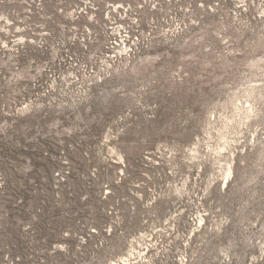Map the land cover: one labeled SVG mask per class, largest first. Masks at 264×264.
I'll return each instance as SVG.
<instances>
[{
	"label": "rangeland",
	"instance_id": "obj_1",
	"mask_svg": "<svg viewBox=\"0 0 264 264\" xmlns=\"http://www.w3.org/2000/svg\"><path fill=\"white\" fill-rule=\"evenodd\" d=\"M229 3L132 58L0 35V264H264V7Z\"/></svg>",
	"mask_w": 264,
	"mask_h": 264
},
{
	"label": "built area",
	"instance_id": "obj_2",
	"mask_svg": "<svg viewBox=\"0 0 264 264\" xmlns=\"http://www.w3.org/2000/svg\"><path fill=\"white\" fill-rule=\"evenodd\" d=\"M230 1L0 0V4H19L21 12L18 17L0 16V35L14 33L15 41L64 36L75 39L70 45L82 52L103 48L108 57L121 53L132 58L149 50L156 39L177 37L199 20L229 8ZM255 1L264 7V0ZM206 3H210L207 8ZM234 7L242 13L249 9L246 2Z\"/></svg>",
	"mask_w": 264,
	"mask_h": 264
}]
</instances>
